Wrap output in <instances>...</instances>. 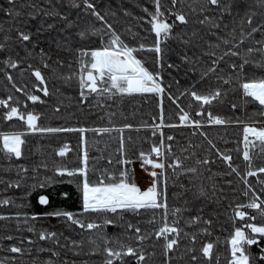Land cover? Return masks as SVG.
I'll return each mask as SVG.
<instances>
[{"label":"trees","instance_id":"obj_1","mask_svg":"<svg viewBox=\"0 0 264 264\" xmlns=\"http://www.w3.org/2000/svg\"><path fill=\"white\" fill-rule=\"evenodd\" d=\"M223 2L232 4V15L225 14L220 19L218 9L206 6L205 11H200L203 0H178L175 7L172 0H160V10L164 13L161 19L172 26L169 37L160 40L149 23V13L156 10L154 0H15L12 4L0 0V44L4 45L0 50V99L11 97L10 106L37 115L38 127L86 129L84 133L32 132L21 120H5L8 109L0 107V134H22L24 140L19 159L9 156L0 141V216L4 217L0 219V264H104V248L119 250L121 243L142 252L146 257L142 264H230V241L237 228L257 241L244 245L249 264H264V237L245 227L246 224L264 226L261 214L264 203L261 209L242 207L257 197V202L264 201V173L247 176L249 169L243 159V152L248 150L252 170L264 167V153L259 147L244 145L245 127H264L261 114L264 107L244 97L240 87L245 80L264 77V67L259 66L264 65V55L247 52L264 43V29L248 36L251 26L241 25L246 14L253 13V26L259 28L264 24V6L258 0ZM88 3L94 9L87 8ZM93 11L103 20L97 19ZM171 13L185 14L189 23L180 24ZM204 16L215 19L220 28L199 24L198 20ZM17 29L27 32L30 41H19ZM114 34L124 45L135 49L133 56L146 70L158 76L163 93L121 95L113 94L115 90H112L96 94L83 89L86 99L81 97V67L90 61V55L82 56V53L101 50ZM158 39L159 54L141 49V45L145 49L154 48ZM224 39L231 43L223 44ZM210 43L220 47L209 48ZM229 49L239 55L225 56L216 66L217 73L201 78V73L215 59L205 53L215 52L219 56ZM185 55L198 60L196 71L184 61ZM245 58L253 62L245 65L244 73L238 78L229 65H239ZM9 59L18 66H8ZM35 70L41 72L44 84L33 75ZM9 75L11 82L7 79ZM218 75L223 79H218ZM224 79L230 82L225 84ZM44 87L47 96L43 94ZM16 88L22 91L17 92ZM217 89L222 95L210 105H203L190 95L192 91L209 95ZM29 95L37 96L38 100L33 103ZM181 109L189 114L187 124L179 119L183 114ZM209 114L226 123H211ZM193 122L201 126L196 128ZM169 124L177 126L168 127ZM103 129L109 131H94ZM169 136L173 139L168 140ZM154 146L161 147L163 153L159 162L165 167L158 176V189L167 198V219L169 224L178 221L174 226L180 229L178 245L167 255L164 241L155 236L164 222V209L124 213L122 218L108 214L116 223L92 231L81 229L62 216L50 215L57 211L70 212L85 224L103 225V215L83 212L82 178L59 176L57 170L82 168L87 151L90 182H97L105 172L119 177L122 170L128 171L132 182L136 165L142 161L141 152L156 159L151 152ZM65 147L66 155L59 156L57 153ZM220 154L232 157L231 168ZM177 158L181 167H169ZM205 159L209 160L208 164L198 163ZM189 168H195L196 172H189ZM151 170L148 166V171ZM45 181L49 183L40 187ZM201 189L203 196L199 195ZM41 197L47 198L46 205L39 203ZM175 209L180 212L174 215ZM237 212L245 213V218L241 220ZM197 216L201 219L190 223ZM152 220L155 223L149 222ZM206 220L211 223H204ZM128 224L139 227V235L150 238L141 243L137 234L127 229ZM51 233L55 236L40 239L41 234ZM208 243L213 244L210 259L202 253ZM12 247L20 248L21 252H11ZM123 264L137 262L126 256Z\"/></svg>","mask_w":264,"mask_h":264},{"label":"snow or ice","instance_id":"obj_2","mask_svg":"<svg viewBox=\"0 0 264 264\" xmlns=\"http://www.w3.org/2000/svg\"><path fill=\"white\" fill-rule=\"evenodd\" d=\"M15 0H9V3H14ZM178 0H172V5L175 7ZM156 10L154 13H149L151 16V20L149 23L151 24V29L155 33L157 38L163 37L167 39L172 31V26L167 22L163 21L161 17L164 13L161 12L160 8V0H154ZM258 3L264 6V0H258ZM87 8L94 9V5L88 3ZM206 6H210L211 8L218 9L220 12V19H223L224 15L227 14L229 16L232 15V4L224 3L223 0H203L201 4L200 11L203 12L206 9ZM147 11V9H145ZM171 11V10H170ZM196 9H193L195 12ZM175 16L176 21L180 24L185 25L189 23V19L183 13H171ZM16 15H20L16 13ZM93 15L97 17L99 20H103V17L99 15V13L93 11ZM253 15H247L246 18L241 20V25L247 23L250 27V31L247 33L248 36H251L253 33L264 29V24L260 25V27L253 26ZM198 23L201 25H208L211 29L220 28V23H218L215 19L210 18L208 16H204L202 19L198 20ZM111 26L109 25V28ZM227 27V25H225ZM235 33V29H233V34ZM18 39L19 41L28 42L31 39V36L24 31L17 29ZM83 35V34H82ZM195 35V33H193ZM241 43H243V33H241ZM234 38V37H233ZM219 39V38H218ZM190 41H184V43H189ZM223 44H230L231 41L228 39H224L221 41ZM261 43V42H257ZM235 46V45H234ZM4 47L3 44H0V50ZM142 50L155 51L157 54L161 52L159 47V39L157 41V45L152 49H145L144 45L140 46ZM220 44H209V48H219ZM135 49L127 47L120 40L119 36L114 34V38L110 41V43L102 48L101 50H93L89 53H82L83 55H90V61L82 64L81 67V76H80V87L81 97L86 99L85 92L83 89H87L88 93H96L102 94L105 91L111 92L115 90V93H119L121 95H132V94H143V93H163L164 89L160 86L158 82V76H154L148 70H146L141 61L136 59L133 56V52ZM249 54L253 52H259L261 55H264V43H261V47L259 48H249L247 49ZM206 55L215 57L212 60V65L209 66L204 72L201 73V78L208 75V73H217V65L220 61L224 59L225 56H238L239 53L236 51H232L231 49L224 51L222 55L217 56L215 52H207ZM186 63L191 64L192 70L196 71V65L198 60H192L187 55L183 57ZM253 62L248 58H245L243 62L239 65L233 63L230 64L229 67L232 69L234 73L237 74L238 78L240 75L244 73V67L246 64ZM8 66L12 68H16L18 64L16 62L11 61L10 59L6 61ZM264 67V65H259ZM45 67H48L45 64ZM172 67V65H169ZM85 69H88L86 72V76L84 75ZM238 70V71H237ZM35 78L40 81L41 84L45 83L44 77L42 76L39 70H35L33 72ZM218 79H223V77L217 76ZM7 79L11 82L12 77L9 75ZM223 82L228 84L230 82L229 79H224ZM101 85H106V87H101ZM13 87H16L13 84ZM240 87L243 92L244 97H250L252 101L257 102L260 106L264 107V77L258 79L245 80L240 84ZM17 92H21L22 89L16 88ZM43 94L47 96L48 90L47 87L42 89ZM191 97L203 104L210 105L213 100L218 99L222 93L220 90H213L209 95H201L195 91L190 93ZM11 97H8V100L0 99V107L7 108L8 111L4 115L5 120H12L13 118L23 121L27 128L32 132H48V133H58V132H80L84 133L86 129L83 128H41L38 127L37 121L39 117L32 113H22L18 107L10 106L9 101ZM28 99L35 103L38 100V97L35 95H29ZM175 102V101H173ZM179 107V105H177ZM236 105H233L235 108ZM59 111V108L56 109ZM180 115L179 119L184 124L189 123V114L184 112ZM202 114V113H198ZM264 115V113H261ZM161 119L163 117L161 116ZM209 120L211 123L215 125H222L226 123L224 120L218 117H212L209 114ZM196 128H199L201 125L199 122H193ZM168 127H176L177 125L169 124ZM130 127V126H128ZM94 131H109L108 129L103 130H94ZM249 134L255 137V141H250L248 139ZM203 135V133H202ZM22 134H0V141H2L3 150L9 155L14 156L19 159L21 157V146L24 143V140L21 138ZM83 141V137H81ZM168 140H172L173 137H167ZM244 140L246 147L251 145L252 148L259 147L260 152L264 153V129H256L254 127L247 126L244 128ZM258 142V143H257ZM211 145V141L208 142ZM163 141H161V145ZM215 147L214 145H212ZM123 139H121V152H123ZM67 147L62 148L57 153L59 156L64 157L66 155ZM151 152L155 154L156 159L150 158L148 155H145L143 152L140 153V157L142 160V166H151L152 169H164L165 165L162 162H159L163 153L161 151V147L154 146L151 149ZM221 158L228 163V166L231 168V160L232 157L220 154ZM243 159L247 162L248 171L246 173L247 176H255L258 173H264V167H260L258 170H252L251 161L252 156L248 150L243 152ZM112 163L111 160L108 161ZM123 163H130V161H122ZM198 163L208 164L209 160L205 159L202 161H198ZM169 167L180 168L181 164L179 159L177 158V162L175 164H170ZM189 172H196L195 168H189ZM232 171H236L235 168H232ZM88 154L87 151L84 152L83 156V167L77 170H67V169H58L57 175L59 176H80L82 179L80 181V190L82 193V207L83 212L85 213H95L97 215H103L104 221L103 225L90 222L85 224L82 220H79L73 216L70 212H54L50 213V215L56 217H64L67 221H69L73 225H77L81 229H85L87 231H92L94 229H100L104 225H113L116 223L115 220L109 217L108 214H112L113 216H120L124 213H133L140 214L141 210H155V209H164L163 214V224L158 228L155 232V236L157 240L162 239L164 241L163 247L165 250V255L168 252L174 250V246L178 245L177 237L180 235V229L175 227L174 225L178 223V221H173L172 224L168 222V205L166 202V196L164 195L162 190L158 189V174L156 171H151L149 175L153 178L152 185L147 189L142 191L135 183L130 182L129 173L127 170H122L120 172L119 177L112 176L108 173H102V177L97 179V182L92 183L88 179ZM49 181H45L40 184V187L46 186ZM186 191H192L190 188H186ZM196 195V193H193ZM199 195L203 196V189L200 190ZM247 195V193H245ZM259 198L253 202L242 205V207H248L250 209H261L262 202H257ZM5 204L8 201H4ZM39 203L42 205H46L48 203L47 198L41 197ZM180 209H175L173 214L179 213ZM261 214L264 215V209H261ZM236 215L243 220L245 218V213L237 212ZM0 219H4V217L0 216ZM35 219V217H33ZM201 218L199 216L192 218L190 223H196ZM251 219H255V217H251ZM150 223H155V220L149 221ZM206 224H210V220L204 221ZM246 228L250 229L252 233H258L261 237H264V226H255L253 224H246ZM127 229L129 231H134L137 234V239L141 243L149 239L150 237L146 235H139L141 233V229L139 227H134L132 224L127 225ZM31 231V229H29ZM174 234V235H173ZM55 236V233H51L48 235L41 234L40 239H49ZM170 236L172 237L170 239ZM10 239V237H9ZM106 241L107 238L105 237ZM256 239L254 236H246L245 231L241 228H237L235 230V234L232 237L231 243V255L232 260L230 264H249V258L245 255L244 245H251L256 243ZM75 244V242H73ZM213 244L208 243L206 246L202 248L203 256L206 258H211L212 256ZM11 252L19 253L21 249L18 247H12ZM105 261L104 264H115V261H121L123 264V258L133 257L136 259L137 264H142L146 260L145 255L140 252L138 249L133 248L131 246H127L124 244H119V250H116L112 247H105ZM239 253V255H237ZM53 255H58V253H53ZM193 260L196 259L195 256L192 257Z\"/></svg>","mask_w":264,"mask_h":264},{"label":"rangeland","instance_id":"obj_3","mask_svg":"<svg viewBox=\"0 0 264 264\" xmlns=\"http://www.w3.org/2000/svg\"><path fill=\"white\" fill-rule=\"evenodd\" d=\"M159 39L161 40V39H164V38L160 37ZM254 128H256L258 130L259 129H264V127L263 128L254 127ZM248 139L250 141H255V137L252 136L251 134H249ZM244 145H246L245 144V140H244ZM137 165H136V168H135V173H134V178H133L132 183H135L142 191H144V190H147L152 185L151 183H153V178L149 175L150 172H148V173L139 172ZM151 171H156L159 174L162 171V169H154V170H151ZM237 255H239V253Z\"/></svg>","mask_w":264,"mask_h":264},{"label":"built area","instance_id":"obj_4","mask_svg":"<svg viewBox=\"0 0 264 264\" xmlns=\"http://www.w3.org/2000/svg\"><path fill=\"white\" fill-rule=\"evenodd\" d=\"M138 166V171L143 172V173H148V166H142V161L137 165ZM154 170V169H152Z\"/></svg>","mask_w":264,"mask_h":264}]
</instances>
